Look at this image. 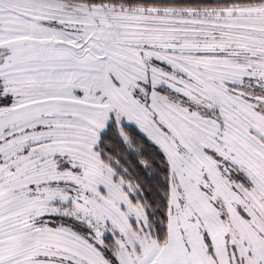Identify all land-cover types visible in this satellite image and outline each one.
Listing matches in <instances>:
<instances>
[{
    "label": "snow or ice",
    "instance_id": "6c2138e0",
    "mask_svg": "<svg viewBox=\"0 0 264 264\" xmlns=\"http://www.w3.org/2000/svg\"><path fill=\"white\" fill-rule=\"evenodd\" d=\"M0 264H264V0H0Z\"/></svg>",
    "mask_w": 264,
    "mask_h": 264
}]
</instances>
